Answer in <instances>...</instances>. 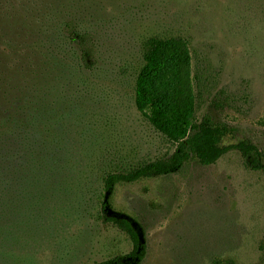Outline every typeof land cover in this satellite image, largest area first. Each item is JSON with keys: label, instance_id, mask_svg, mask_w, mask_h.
Returning a JSON list of instances; mask_svg holds the SVG:
<instances>
[{"label": "rangeland", "instance_id": "obj_1", "mask_svg": "<svg viewBox=\"0 0 264 264\" xmlns=\"http://www.w3.org/2000/svg\"><path fill=\"white\" fill-rule=\"evenodd\" d=\"M68 26L91 39V69ZM152 37L188 40L196 122L229 124L236 134L224 145L248 140L264 164V0H0L1 112L44 108L51 122L41 130L66 152L50 197L19 222L0 264L128 255L130 238L102 219L106 201L145 232L142 264H264V171L248 169L238 150L105 190L109 174L176 149L135 103Z\"/></svg>", "mask_w": 264, "mask_h": 264}, {"label": "trees", "instance_id": "obj_2", "mask_svg": "<svg viewBox=\"0 0 264 264\" xmlns=\"http://www.w3.org/2000/svg\"><path fill=\"white\" fill-rule=\"evenodd\" d=\"M67 33L79 47L85 66L91 69V39L72 26L67 27ZM143 62L135 85L137 110L176 149L170 156L131 171L109 174L104 181L109 194L119 184L177 174L193 161L206 167L215 165L232 150L242 154L248 169L264 171L263 153L252 142L224 145L227 138L236 134L235 128L216 122L211 116L196 122L197 94L188 40L152 37L144 44ZM50 122L40 106L26 114L20 107L4 112L0 109V262L8 249L6 241L13 238L22 224L19 222L36 214L34 211L50 197L48 188L57 185L66 152L52 147V140L42 132L41 128L46 129ZM102 212L103 221L123 231L133 249L126 256L96 264H142L148 253L145 232L131 220L118 216L108 201Z\"/></svg>", "mask_w": 264, "mask_h": 264}]
</instances>
